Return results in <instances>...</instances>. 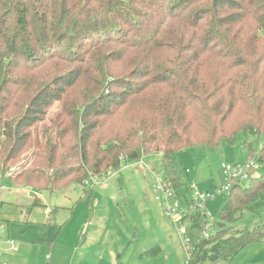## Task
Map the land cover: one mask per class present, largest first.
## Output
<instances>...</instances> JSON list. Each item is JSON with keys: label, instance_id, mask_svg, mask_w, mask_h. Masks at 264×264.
Here are the masks:
<instances>
[{"label": "trees", "instance_id": "1", "mask_svg": "<svg viewBox=\"0 0 264 264\" xmlns=\"http://www.w3.org/2000/svg\"><path fill=\"white\" fill-rule=\"evenodd\" d=\"M238 134H264V0H0V171L34 148L14 184L91 193L98 185L84 181H106L122 162L156 153L168 171L179 150ZM247 159L264 162V142ZM161 180L178 198L175 175ZM224 192L189 264L264 241V220L226 226L264 205V174Z\"/></svg>", "mask_w": 264, "mask_h": 264}, {"label": "rangeland", "instance_id": "2", "mask_svg": "<svg viewBox=\"0 0 264 264\" xmlns=\"http://www.w3.org/2000/svg\"><path fill=\"white\" fill-rule=\"evenodd\" d=\"M57 63L59 67L64 66L63 71L76 66L56 60L49 64ZM59 110L60 105L54 104L40 126H49V120ZM263 142L264 134H238L232 144L222 141L213 148L202 145L183 148L173 155L172 163L166 162L168 171L159 155L152 153L143 157L141 162H122L120 169L95 186L91 195L84 192L80 185L70 184L61 190L40 191V201L33 200L35 190L10 181L21 171L20 166L31 159L34 148H30L14 164L0 171L2 183L8 189L6 193H9L7 204L20 201L23 212L17 220H0V262L116 264L119 258L127 264H184L187 254L179 229L180 226L186 227L191 238L197 233L190 221L194 212L190 208L193 193H213L221 188L225 183L221 164L243 163L250 153L256 157ZM169 173L178 180V198L175 199L180 209L191 212L180 219L179 225L167 213L166 204L154 199V195L159 193L152 187L155 177L163 179ZM253 174H264V162L258 164ZM227 196L228 193L223 192L206 201L205 207L213 217H216ZM38 207L41 210L37 211ZM29 213L30 219L24 217ZM260 220H264V205L253 212L243 210L234 222L226 224L228 233L251 229ZM7 240H11L16 248L11 249ZM141 243L142 256L136 255ZM253 244L241 250L232 260L219 259L213 264H240L241 253H248ZM118 248L119 252L115 254L112 250ZM151 248L153 254H146L145 251ZM107 256H116V259L110 263ZM200 264L212 263L205 261Z\"/></svg>", "mask_w": 264, "mask_h": 264}, {"label": "built area", "instance_id": "3", "mask_svg": "<svg viewBox=\"0 0 264 264\" xmlns=\"http://www.w3.org/2000/svg\"><path fill=\"white\" fill-rule=\"evenodd\" d=\"M141 162V160H139ZM258 164H260L258 161L254 159H246L243 163H222L221 164V171L225 179L224 185L219 188L215 189L213 193H199L198 191H195L193 193V200L190 205L191 210H194V212L191 214L198 213L199 214V219H198V224L196 225L193 222L192 216H190V221L191 225L195 227L194 230H196V235L194 238H191L187 234V229L186 227L180 226V234L183 235L181 237V241L183 244V247L186 251L187 258L184 262V264H189V261L191 259L192 255V248L199 244L201 241L207 240L210 235L213 233L212 229V221H213V216L212 214L207 210L205 207V203L208 199L213 198L214 195L216 194H221V192L227 191L230 187V183L232 181H246L247 178L250 175V172L254 170ZM102 181H105V177H102V179H97L93 178L90 181V178L86 179L84 181V184L86 186H94V185H99L101 184ZM154 188L156 191L161 193L160 199H163V203L166 204L167 206V213L173 218V220L179 225L180 224V219L184 216L189 215L191 212L186 211V210H181L179 202L175 199V195L173 191L167 186V184L161 180L159 177H155V182H154ZM5 190V186L2 183V176L0 175V193L1 191ZM173 196V201L169 199V195ZM158 196H156V199ZM7 243L10 245L11 249H15L16 246L11 240H7ZM0 264H9L7 262H0Z\"/></svg>", "mask_w": 264, "mask_h": 264}, {"label": "crops", "instance_id": "4", "mask_svg": "<svg viewBox=\"0 0 264 264\" xmlns=\"http://www.w3.org/2000/svg\"><path fill=\"white\" fill-rule=\"evenodd\" d=\"M94 188L95 187H93V190H94ZM7 190L8 189L5 188V190L1 191V193H0V220L1 219H4L2 221H8V219L17 220L18 216L21 218V216L23 215L22 209L20 207L21 203H20V201H18V203H16V204H7L6 199H9V193H6ZM31 190L34 191V189H32V188H31ZM93 190H92L91 193L89 192V195H91L93 193ZM84 192H86V191H84ZM17 193L18 192H16V194ZM38 194L40 195V193L35 190V195L33 197V200H37L38 199V201H40L39 200L40 198H39ZM29 197L32 198L31 196H29ZM38 210H41L40 207L37 208V211ZM39 212H41V211H39ZM46 214H47L48 219H49V211H47ZM24 217H28V219H30L31 218V213H29L28 216L24 215ZM33 220L35 221V219H33ZM2 229H3V227H2ZM251 246H254V247H253V249H249L248 253H241V255H240L241 256L240 257V259H241L240 264H264V242H262V243H254ZM137 250L138 251L136 252V255H140L141 256V254H142V243H141V245L138 246ZM112 251L115 254H117L119 252V248L118 249H113ZM115 254L111 253V255H115ZM118 257H120V256H118ZM115 259H116V256L108 257V262L110 261V263H113L115 261ZM124 263L127 264L128 262H124Z\"/></svg>", "mask_w": 264, "mask_h": 264}]
</instances>
